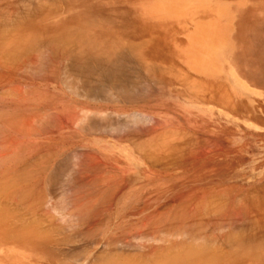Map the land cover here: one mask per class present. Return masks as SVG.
<instances>
[{"label":"rangeland","instance_id":"obj_1","mask_svg":"<svg viewBox=\"0 0 264 264\" xmlns=\"http://www.w3.org/2000/svg\"><path fill=\"white\" fill-rule=\"evenodd\" d=\"M0 50V264H264V0H0Z\"/></svg>","mask_w":264,"mask_h":264},{"label":"bare ground","instance_id":"obj_2","mask_svg":"<svg viewBox=\"0 0 264 264\" xmlns=\"http://www.w3.org/2000/svg\"><path fill=\"white\" fill-rule=\"evenodd\" d=\"M74 31H75V30H74ZM80 31H81V30H80ZM83 31H84V30H82V32H81L82 35H83ZM75 32H76V33H73V34H72V36L74 35L73 37H68V38H66V39H62V41L59 42V44H60L61 46L56 45V43H58V42H56V40H55L56 43L54 42V39H55V38H54L53 40L50 39V40H49L50 42H48V44H50L51 46H53V47H51V49L54 48V47L56 48V46H57V48H61L62 50L64 49V50L67 51V52L69 51V53H70V51H73V52H74V51L76 50V48H77L76 51L79 52L80 50H82V53L84 52L85 54H83V55H79L78 52H77V53H74V54H75V57H77L76 55H78V56H84V55H86V53H88V52L90 51V49H91V50L94 49V48H89V47H91L90 44H93V43H91L90 41H87V40H88L87 37H86L87 40H86L85 38H83V39L86 40V41H81V43H80V42L77 43L75 40H80L81 35H79V34H81V33H79L78 31H75ZM70 33H72V32L70 31L69 34H68V32H64V33H60V34H61V35H62V34H63V35H66V34H67V36H69ZM77 33H78V34H77ZM61 35H56V38L59 40V38L62 37ZM57 36H59V38H58ZM67 36H65V37H67ZM53 37H54V36H53ZM65 37L63 36V38H65ZM82 37H84V36H82ZM49 38H50V37H49ZM70 38H71V40H70ZM77 38H78V39H77ZM92 39H94V38H92ZM96 39H97V38H95V40H96ZM41 40H42L43 42H45V40L48 41V38L46 37V38H44V40H43V39H41ZM41 40H40V41H41ZM72 40H73L74 42H72ZM89 40H91V39L89 38ZM95 40H94V41H95ZM17 41H18V40H17ZM47 41H46V42H47ZM94 41H93V42H94ZM18 42H20V41H18ZM18 42H17V43H18ZM28 42H29V40H28ZM31 42L34 43V40L31 41ZM46 42H45V43H46ZM75 42H76V44H74ZM95 42H96V41H95ZM26 43H27V42H26ZM32 43H31V45H32ZM45 43H44V44H45ZM98 43H99V41H98ZM102 43H103V42H102ZM102 43H100V44H102ZM114 43H115V42H114ZM15 44H16V42H15ZM27 44H28V43H27ZM40 44H41V43H40ZM42 44H43V43H42ZM46 44H47V43H46ZM53 44H54V45H53ZM94 44H95V43H94ZM17 45H18V46L20 45V46H19V49H22V47H24V46H22V44H20V43L17 44ZM25 45H26V44H25ZM55 45H56V46H55ZM88 45H90V46H88ZM107 45H110V44H107ZM107 45H106V46H107ZM125 45H126V44H125ZM125 45H124V46H125ZM18 46H17V47H18ZM82 46H85V49L88 47L87 49H88L89 51H88V52H87V51L85 52L84 49H83L84 47H82ZM86 46H87V47H86ZM114 46H115V45H114ZM128 46H129V45H128ZM14 47H15V45L12 46V48H14ZM17 47H16V48H17ZM25 47H28V46H25ZM42 47H43V46H42ZM44 47H45V45H44ZM47 47H49V45H47ZM78 47H79L80 49H79ZM101 47H102V46H101ZM107 47H108V46H107ZM109 47H112V46H109ZM115 47H116V46H115ZM121 47H123V46H121ZM125 47H126V46H125ZM125 47H124V48H125ZM3 48H4V47H3ZM6 48H7V47H6ZM8 48H9V49H7V50H6L5 48H4V49H1V50H2V51L5 50V51H7V52H8L9 50H12L11 46L8 47ZM10 48H11V49H10ZM36 48H37V47H36ZM104 48H105V47H104ZM119 48H120V47H119ZM127 48H129V47H127ZM130 48H131V47H130ZM25 49H26V48H25ZM27 49H28V48H27ZM32 49H33V48H32ZM32 49H31V50H32ZM34 49H35V47H34ZM78 49H79V50H78ZM96 49H97V48H96ZM113 49H115V48H113ZM113 49H112V50H113ZM121 49H122V48H120V50H121ZM262 49H263V48H262ZM1 50H0V51H1ZM13 50H15V49H13ZM48 50H49V49H48ZM64 50H63V51H64ZM94 50H95V49H94ZM107 50H109V49H107ZM115 50H116V49H115ZM117 50H118V49H117ZM120 50H118L117 52H119ZM123 50H125V49H123ZM15 51H16V50H15ZM23 51H24V50H23ZM26 51H28V50H26ZM26 51H25V52H26ZM50 51H51V50H50ZM63 51H60V53L63 52ZM76 51H75V52H76ZM92 51H93V50H92ZM92 51H90V53H92ZM99 51H100V50H99ZM99 51L97 50L98 54H99ZM113 51H114V50H113ZM125 51H126V50H125ZM19 52H22V50L19 51ZM29 52H30V50H29ZM58 52H59V51H58ZM73 52H72V54H73ZM80 52H81V51H80ZM80 52H79V53H80ZM93 52H96V51H93ZM104 52H106V51H104ZM111 52H112V51H111ZM121 52H122V51H121ZM15 53H16V52H15ZM23 53H24V52H23ZM50 53H51V52H50ZM100 53H101V52H100ZM4 54H5V53H4ZM18 54H19V53H17L16 55H18ZM56 54H58V53H56ZM56 54H55V56H56ZM74 54H73V55H74ZM80 54H81V53H80ZM98 54H96L97 56L95 55V57H94L93 54H92L91 56H92V58H98V59H100ZM102 54H103V52H102ZM104 54H106V53H104ZM112 54H113V53H112ZM112 54L109 53V55H112ZM120 54H121V53H120ZM128 54H129V53H128ZM132 54H133V53H132ZM2 55H3V53H2ZM21 55H22V54H21ZM70 55H71V54H70ZM106 55H107V54H106ZM113 55L115 56V53H114ZM125 55H126V54H125ZM25 56H26V54H25ZM86 56H87V57H88V56L90 57L89 54L86 55ZM107 56H108V55H107ZM121 56H123V54H122ZM0 57H1V56H0ZM23 57H24V56H23ZM26 57H27V56H26ZM58 57H59V56H58ZM72 57H73V56H72ZM87 57L84 56L85 59H83V57H80V58L78 57V61H83V62H84V61H88V60H89V57H88V58H87ZM11 58H12V57H11ZM66 58H67V57H66ZM92 58L90 57V60H92ZM104 58H105V57H104ZM138 58H139V57H138ZM7 59H10V58H7ZM69 59H70V58H69ZM114 59H115V58H114ZM119 59H120V58H119ZM125 59H128V58H125ZM1 60H2V59H1ZM13 60H14V59H13ZM13 60H12V61H13ZM74 60H75V59H74ZM94 60H95V59H94ZM94 60H93V61H94ZM103 60H104V59H103ZM116 60H118V59H116ZM138 60H139V59H138ZM5 61H6V59H5ZM12 61H11V62H12ZM14 61H15V60H14ZM14 61H13V63H14ZM97 61H98V60H97ZM9 62H10V61H9ZM15 62H16V61H15ZM69 62H70V61H69ZM83 62H82V63H83ZM99 62H101V61H99ZM99 62H98V63H99ZM106 62H107V61H106ZM108 62H109V61H108ZM110 62L112 63V61H110ZM135 62H137V61H135ZM138 62H139V61H138ZM4 63H5V62H3V64H4ZM76 63H77V61H76ZM79 63H80V62H79ZM84 63H85V62H84ZM123 63H124V62H123ZM3 64H2V65H3ZM69 64H70V63H69ZM86 64H87V62L85 63V65H86ZM101 64H102V63H101ZM103 64H104V63H103ZM103 64H102V65H103ZM112 64H113V63H112ZM127 64H129V63H127ZM132 64H133V63H132ZM14 65H15V64H14ZM14 65H13V66H14ZM67 65H68V64H67ZM85 65H84V66H85ZM98 65H99V64H98ZM3 66H4V65H3ZM9 66H11V65H8V67H9ZM72 66H73V65H72ZM82 66H83V65H82ZM84 66H83V67H84ZM108 66H109V65H108ZM130 66H132V65H130ZM4 67H6V66H4ZM80 67H81V66H80ZM115 67H116V66H115ZM145 67H146V66H145ZM11 68H12V67H11ZM110 68H111V67H110ZM119 68H120V66H119ZM122 68H123V67H122ZM71 69H72V67H71ZM76 69H77V68H76ZM76 69H75V70H76ZM82 69H83V68H82ZM84 69H85V68H84ZM102 69H103V68H102ZM107 69H108V68H107ZM107 69H106V70H107ZM111 69H112V68H111ZM133 69H134V68H133ZM137 69H138V68H137ZM77 70H78V69H77ZM86 70H87V69H86ZM86 70H84V71H86ZM92 70H93V69H92ZM123 70H125V69H123ZM129 70H130V69H129ZM67 71H69V70H67ZM70 71H71V70H70ZM80 71H81V69H80ZM87 71H88V70H87ZM103 71H105V69H104ZM109 71H110V70H109ZM109 71H107V75H108V72H109ZM88 72H89V71H88ZM110 72H111V71H110ZM85 73H86V72H85ZM90 73H91V72H90ZM95 73H97V72H95ZM95 73H93V74L95 75ZM74 74H75V72H74ZM77 74H78V73H77ZM78 75H79V74H78ZM114 75H115V74H114ZM114 75H113V76H114ZM75 76H77V75H75ZM105 76H106V73H105ZM105 76H104V77H105ZM117 76H118V75H117ZM78 77H79V76H78ZM78 77H76V78H78ZM95 77H96V76H95ZM118 77H119V76H118ZM139 77H140V76H139ZM79 78H80V77H79ZM97 78H98V77H97ZM99 78H100V76H99ZM106 79H110V78L106 77ZM106 79H105V78L102 79L103 82H105L104 80H106ZM111 79H112V80H111L110 82H114V83H115L116 81H118V80H116L117 78H111ZM113 79H114V80H113ZM124 79H126V78L124 77ZM81 80H82V79H81ZM88 80H89V79H88ZM91 80H92V79H91ZM128 80H129V79H128ZM128 80H127V81H128ZM134 80H136V79H134ZM100 81H101V78H100ZM107 81H109V80H106V82H107ZM122 81H123V80H122ZM127 81H126V82H127ZM139 81H140V80H139ZM139 81H138V82H139ZM88 82H89V81H88ZM106 82H105V83H106ZM118 82H119L120 85H121V82H120V81H118ZM135 82H136V81H135ZM97 83H98V82H97ZM119 83H118V84H119ZM127 83H128V82H127ZM127 83H126V84H127ZM129 83H130V81H129ZM98 84H100V83H98ZM84 85H85V84H84ZM101 85H102V84H101ZM110 85H111V84H110ZM112 86H113V84H112ZM121 87H122V86H121ZM78 88H79V87H78ZM90 88H91V87H90ZM115 88H117V87H115ZM119 88H120V87H119ZM119 88H118V89H119ZM92 89H93V88H91V90H92ZM120 89H121V88H120ZM109 90H110V89H109ZM122 90H123V89H122ZM79 93H80V92H79ZM90 93H91V92H90ZM123 94H124V93H123ZM91 96H92V95H91ZM107 100H108V99H107ZM91 124H94V123H91ZM97 124H98V123H97ZM46 170H47V169H46ZM42 171H43V170H42ZM40 172H41V171H40ZM44 172H45V170H44ZM21 173H22V172H21ZM22 174H23V173H22ZM35 174H36V173H35ZM36 175H37V174H36ZM20 177H21V176H20ZM27 179H28V178H27ZM17 180H18V179H17ZM41 180H42V179H41ZM26 183H27V182H26ZM28 184H29V182H28ZM22 185H23V184H22ZM38 185H39V184H38ZM1 188H2V187H1ZM4 188H6V187H4ZM6 189H7V188H6ZM19 190H22V189H19ZM4 191H5V190H4ZM17 191H18V190H17ZM25 191H26V190H25ZM5 192H6V191H5ZM11 192H12V191H11ZM15 192H16V191H15ZM117 193H118V192H117ZM8 194H9V193H8ZM14 198H15V197H14ZM30 199H31V197H30ZM18 201H19V200H18ZM10 203H11V202H10ZM8 204H9V203H8ZM19 204H20V203H19ZM24 204H25V203H24ZM31 204H32V203H31ZM41 204H42V203H41ZM4 206H5V205H4ZM7 207H8V206H7ZM9 207H10V205H9ZM9 207H8V208H9ZM11 207H12V206H11ZM14 207H15V206H14ZM38 207H39V206H38ZM30 208H31V207H30ZM39 208H40V207H39ZM39 208H38V209H39ZM213 208H214V207H213ZM2 209H3V208H2ZM9 209H10V208H9ZM35 209H36V208H35ZM43 209H44V208H43ZM15 210H16V209H15ZM22 210H23V209H22ZM41 210H42V209H41ZM194 210H195V209H194ZM23 211H24V210H23ZM199 211H200V210H199ZM14 212H15V211H14ZM21 212H22V211H21ZM29 212H30V211H29ZM7 213H8V212H7ZM19 213H20V211H19ZM25 213H26V211H25ZM33 213H34V212H33ZM38 213H39V212H38ZM43 213H44V212H43ZM1 214L3 215V213H1ZM13 214H14V213H13ZM27 215H28V214H27ZM158 215H159V214H158ZM184 215H185V214H184ZM193 215H194V214H193ZM9 216H10V215H9ZM13 216H14V215H13ZM15 216H16V213H15ZM45 216H46V215H45ZM164 216H166V215H163V218H164ZM48 217H49V216H48ZM50 217H51V216H50ZM226 217H227V216H226ZM20 218H21V216H18V217H17V219H20ZM24 218H25V217L23 216V219H24ZM82 218H83V216H82ZM85 218H86V216H85ZM87 218H88V217H87ZM196 218H197V217H196ZM3 219H4V218H3ZM5 219H6V218H5ZM12 219H13V217H12ZM14 219H16V217H15ZM49 219L51 220V219H53V218H49ZM202 219H203V218H202ZM212 219H213V218H212ZM215 219H216V218H215ZM0 220H1V218H0ZM7 220H8L10 223H12V221H10L9 219H7ZM26 220H27V219H26ZM53 220H54V219H53ZM173 220H174V219H173ZM180 220H181V219H180ZM213 220H214V219H213ZM219 220H221V219L219 218ZM224 220H225V219H224ZM226 220H229V218L226 219ZM226 220H225V221H226ZM2 221H5V220H1V223H2ZM40 221H41V220H40ZM47 221H48V220H47ZM47 221H46V222H47ZM86 221H87V220H86ZM86 221H85V222H86ZM90 221H91V220H90ZM158 221H159V219H158ZM170 221H171V220H170ZM190 221H191V220H190ZM52 222H53V223H52ZM85 222H84V223H85ZM215 222H217V219L215 220ZM3 223H6V222H3ZM13 223H14V222H13ZM17 223H18V222H17ZM56 223H57V222H56ZM150 223H151V222H150ZM150 223H149V224H150ZM154 223H156V222H154ZM160 223H161V222H160ZM206 223H208V222H206ZM213 223H214V222H213ZM15 224H16V223H15ZM15 224H13V225H15ZM24 224H25V223H24ZM32 224H33V223H32ZM50 224H52L53 227L55 228V225H56V224H54V221L51 220V223H50ZM209 224H210V223H209ZM3 225H4V224H3ZM46 225H49V224H46ZM72 225H73V224H72ZM84 225H85V224H84ZM99 225H100V224H99ZM152 225H153V224H152ZM212 225H213V224H212ZM226 225H227V224H226ZM229 225H230V224H229ZM5 226H6V225H5ZM35 226H36V225H35ZM37 226H38V225H37ZM50 226H51V225H49V230H47L48 228L46 229V231H45L46 234H43V235H45L46 239H48V238L52 235V234H50V230L53 231V229H52V227H50ZM174 226H175V225H174ZM177 226H178V225H177ZM207 226H208V225H207ZM227 226H228V225H227ZM14 227H15V226H14ZM19 227H20V226H19ZM28 227H32V226L29 225ZM42 227H43V226H42ZM57 227H58V229H60V230H61V228H62L61 226H60V227L58 226V223H57L56 229H57ZM71 227H72V226H71ZM84 227H85V226H84ZM151 227H152V226H151ZM243 227H244V226H243ZM8 228H9V227H7L6 229H8ZM12 228H13V227H12ZM12 228H9V229H12ZM24 228H25V227H24ZM34 228H35V227H34ZM37 228H39V227H37ZM44 228H45V227H44ZM50 228H51V229H50ZM152 228H153V227H152ZM154 228H155V226H154ZM173 228H174V227H173ZM208 228H209V227H208ZM3 229H5V228H3ZM3 229H2V230H3ZM14 229H15V228H14ZM16 229H18V228H16ZM58 229H57V230H58ZM70 229H71V228H70ZM148 229H149V228H148ZM164 229H165V228H164ZM27 230H28V229H27ZM37 230H38V229H37ZM42 230H43V229H41V231H42ZM60 230H58L56 233L61 232ZM71 230H72V229H71ZM208 230H209V229H208ZM6 231H7V230H5L4 232H6ZM22 231L24 232L23 229H22ZM31 231H32V229H31ZM31 231H30V232H31ZM43 231H44V230H43ZM43 231H42V232H43ZM66 231H67V230H66ZM74 231H75V230H74ZM164 231H165V230H164ZM177 231H178V230H177ZM243 231H244V230H243ZM4 232H2V233L4 234ZM10 232H11V231H10ZM20 232H21V231H20ZM25 232L27 233V231H25ZM35 232H37V231H35ZM38 232H39V231H38ZM38 232H37V234H38ZM42 232H41V233H42ZM88 232H89V231H88ZM155 232H156V231H155ZM8 233H9V232H8ZM39 233H40V232H39ZM41 233H40V236H43V235H41ZM56 233H55V234H56ZM62 233L65 234L63 231L61 232V234H62ZM84 233H85V232H84ZM10 234H12V232H11ZM13 234H15V232H14ZM13 234H12V235H13ZM29 234H30V233H29ZM31 234H32V233H31ZM31 234H30V235H31ZM49 234H50V236H49ZM73 234H74V233H73ZM75 234H76V233H75ZM147 234H148V233H147ZM151 234H152V233H151ZM223 234H224V233H223ZM262 234H263V233H262ZM22 235H23V234H22ZM24 235H25V234H24ZM30 235H29L28 237H26L27 240H28V238L31 239V238H33L32 236H34V235H32V236H30ZM56 235H57V234H56ZM67 235H68V234H67ZM76 235H77V234H76ZM135 235H136V234H135ZM135 235H134V236H135ZM235 235L237 236V234H235ZM4 236H5V235H4ZM9 236H10V235H9ZM16 236H17V235H15V236H11V238L16 237ZM19 236H21V235L18 234V237H19ZM35 236H36V235H35ZM58 236H60V233L58 234ZM147 236H149V234H148ZM244 236H245V235H244ZM5 237H6V236H5ZM5 237H4V238H5ZM23 237H24V236H23ZM30 237H31V238H30ZM36 237H37V236H36ZM53 237H54V236H53ZM55 237H56V236H55ZM93 237H94V236H93ZM119 237L122 238V236H119ZM127 237H128V236H127ZM205 237H206V236H205ZM16 238H17V237H16ZM19 238H21V237H19ZM26 238H25V239H26ZM42 238H43V237H41V238H39V239H42ZM56 238H57V237H56ZM60 238H61V237H60ZM91 238H92V237H91ZM109 238H110V237H109ZM200 238H201V237H200ZM209 238H211V237H209ZM209 238H208V239H209ZM229 238H230V237H228V242H229V240H232V238H231V239H229ZM13 239H14V238H13ZM33 239H34V238H33ZM33 239H32V240H33ZM43 239H44V238H43ZM50 239H51V238H49L48 240L50 241ZM58 239H59V238H58ZM61 239H62L63 241L68 240L67 237H66L65 239H63V238H61ZM61 239H60V241H59V240L57 241V240L54 239V240H55L54 243H56V244H58V245H59V244L62 245V244H63V241H61ZM73 239H74V238H73ZM77 239H79V238H77ZM81 239H82V238H81ZM208 239H207V240H208ZM226 239H227V238H226ZM234 239H235V238H234ZM237 239H238V238H237ZM259 239H260V237H259ZM8 240H9V238H8ZM10 240H11V239H10ZM10 240H9V241H10ZM14 240H15V241H13V240H11V241L16 242V239H14ZM18 240H19V239H18ZM18 240H17V241H18ZM48 240H47V241H48ZM54 240L51 239V241H50L48 244H50V243H51L52 241H54ZM87 240H88V239H87ZM91 240H92V239H91ZM248 240H249V239H248ZM28 241H29V240H28ZM33 241H35V240H33ZM36 241H39V240L36 239ZM56 241H57V242H56ZM70 241H71V240L68 241V244H69ZM76 241H77V240H76ZM125 241H126V240H125ZM246 241H247V240H246ZM260 241H261V240H260ZM5 242H6V241H5ZM5 242H4V243H5ZM25 242H26V240H25ZM29 242H30V241H29ZM238 242H241V241L238 240ZM247 242H248V241H247ZM16 243H18V242H16ZM27 243H28V242H27ZM33 243H34V242H32V244H33ZM65 243H66V245H67V242H66V241H65ZM65 243H64V244H65ZM87 243H89V242L87 241ZM187 243H188V242H187ZM250 243H251V242H250ZM252 243H253V241H252ZM263 243H264V242H263ZM29 244H30V243H29ZM34 244H36V243H34ZM75 244H76V243H75ZM90 244H92V243H90ZM97 244H98V243H97ZM99 244H100V243H99ZM107 244H108V243H107ZM113 244H114V243H113ZM125 244H126V243H125ZM129 244H130V243H129ZM132 244H133V243H132ZM175 244H176V243H175ZM184 244H185V243H184ZM233 244H234V243H233ZM244 244H245V243H244ZM44 245H45V247H46L47 244H44ZM80 245H81V244H80ZM86 245H87V244H86ZM190 245H192V244H190ZM194 245H196V244H194ZM200 245H201V244H200ZM245 245H246V244H245ZM263 245H264V244H263ZM16 246H17V245H16ZM36 246L38 247L37 244H36ZM68 246H69V245H68ZM74 246H75V245H74ZM83 246H85V245H83ZM90 246H91V245H90ZM238 246H239V244H238ZM246 246H248V245H246ZM27 247H28V246H27ZM81 247H82V245H81ZM85 247H86V246H85ZM93 247H94V246H93ZM153 247H154V246H153ZM205 247H206V246H205ZM70 248H71V247H70ZM90 248H92V247H90ZM107 248H108V247H107ZM111 248H112V247H111ZM155 248H156V247H155ZM155 248H154V249H155ZM188 248H189V247H188ZM247 248H248V247H247ZM0 249H3V252L5 251L6 253H7V251H9V249H7V248H6L5 246H3V245H0ZM50 249H51V248H50ZM87 249H88V248H87ZM99 249H100V248H99ZM116 249H117V248H116ZM244 249H245V248H244ZM42 250H43V249H42ZM53 250H54V248H53ZM55 250H56V248H55ZM59 250H60V249H59ZM61 250L63 251V249H61ZM67 250H68V249H66V251H67ZM90 250H91V249H90ZM112 250H113V249H112ZM134 250H135V249H134ZM245 250H246V249H245ZM260 250H261V248H260ZM62 251L60 252V254L62 253ZM64 251H65V250H64ZM68 251H69V250H68ZM83 251H84V250L82 249V252H83ZM117 251H119V250H117ZM130 251H131V250H130ZM144 251H145V250H144ZM153 251H154V250H153ZM160 251H161V250H160ZM240 251H241V253L243 252L242 250H240ZM240 251H239L238 254L235 253V257H236V256H237V258H238V257H239V258H240V257H243L242 254L240 253ZM263 251H264V250H263ZM0 252H1V251H0ZM103 252H104V251H103ZM111 252H112V251H111ZM146 252H147V251H146ZM230 252H231V251H230ZM235 252H236V251H235ZM74 253H75V252H74ZM80 253H81V252H80ZM96 253H97V252H96ZM98 253H100V252H98ZM223 253H224V252H223ZM233 253H234V252H233ZM244 253L246 254V252H244ZM244 253H243V254H244ZM254 253H256V252H254ZM58 254H59V253H58ZM72 254H73V253H72ZM72 254H71V255H72ZM84 254H85V253H84ZM84 254H82V255H84ZM135 254H136V253H135ZM135 254H134V255H135ZM141 254H142V253H141ZM152 254H153V253H152ZM245 254H244V255H245ZM247 254H248V252H247ZM56 255H57V254H56ZM82 255H81V256H82ZM85 255H86V254H85ZM93 255H94V254H93ZM99 255H100V254H99ZM230 255H231V254H230ZM105 256H106V255H105ZM113 256H114V255H113ZM140 256H141V255H140ZM154 256H155V255H154ZM63 257H64V256H63ZM66 257H69V256L66 255ZM72 257H73V256H72ZM78 257H80V256H78ZM83 257H85V256H83ZM88 257H89V256H88ZM92 257H93V256H92ZM96 257H97V256H96ZM225 257H226V256H225ZM74 258H77V257H74ZM102 258H103V257H102ZM126 258H127V257H126ZM130 258H131V256H130ZM136 258H137V257H136ZM138 258H139V257H138ZM142 258H143V257H142ZM213 258L216 259L217 261H220V260L222 259V256L220 257V256L218 255V256H214ZM253 258H254V257H253ZM72 259H73V258H72ZM79 259H80V258H79ZM178 259H179V258H178ZM182 259H183V258H182ZM234 259H235V258H234ZM60 260H61V259H60ZM102 260H103V259H102ZM114 260H117V259H114ZM123 260H124V259H123ZM143 260H144V259H143ZM150 260H151V259H150ZM180 260H181V259H180ZM180 260H179V263H180ZM193 260H194V259H192V261H193ZM212 260H213V259H212ZM229 260H230V258H229ZM79 261H81V260H79ZM83 261H85V260H83ZM97 261H98V260H97ZM106 261H111V262H112L113 259H111V260L108 259V260H106ZM117 261H118V260H117ZM117 261H116V262H117ZM148 261H149V260H148ZM217 261H215V262H217ZM100 262H101V260H100ZM174 262H175V261H174ZM174 262H171V263H169V264H172V263L174 264ZM186 262H187V261H186ZM76 263H77V262H76ZM107 263H110V262H107ZM125 263H126V262H125ZM149 263H150V262H149ZM175 263H176V262H175ZM177 263H178V262H177ZM190 263H192V262H190ZM69 264H70V263H69ZM85 264H86V263H85ZM117 264H118V262H117ZM119 264H122L121 260H120ZM129 264H130V263H129Z\"/></svg>","mask_w":264,"mask_h":264},{"label":"crops","instance_id":"obj_3","mask_svg":"<svg viewBox=\"0 0 264 264\" xmlns=\"http://www.w3.org/2000/svg\"><path fill=\"white\" fill-rule=\"evenodd\" d=\"M239 41H240V43L241 44H244V46H246V48H245V50L247 51V52H241L240 50H239V53H238V57L241 59V60H244V61H246V60H248L249 59V57H250V45H253V44H251L252 43V40H251V38H250V34L248 33V34H240L239 35ZM243 50V49H242ZM247 66H246V65ZM248 67V64L247 63H242V65L240 64V68H239V70H238V72L239 73H241V74H247L246 72V68ZM238 93H240L239 91H237ZM242 94V93H241ZM240 97H248V98H252V97H256L255 95L253 96V95H246V96H240Z\"/></svg>","mask_w":264,"mask_h":264}]
</instances>
